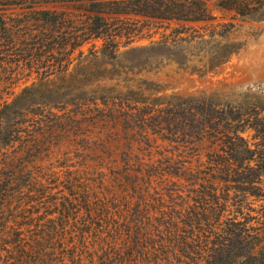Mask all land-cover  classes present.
Returning <instances> with one entry per match:
<instances>
[{
	"label": "trees",
	"instance_id": "1",
	"mask_svg": "<svg viewBox=\"0 0 264 264\" xmlns=\"http://www.w3.org/2000/svg\"><path fill=\"white\" fill-rule=\"evenodd\" d=\"M207 1L0 0V30L8 24L1 10L7 5L24 6L25 25L34 27L36 35L26 49H21L27 52L25 58L15 61L35 69L37 78L40 73L59 71L63 76L58 79L64 82L75 79L69 71L75 51L77 65L85 67L87 73L91 69L90 61L82 60L85 41H103L99 50L89 53L93 59L102 56L114 60L119 50L116 40L131 37L141 20L205 21L209 19ZM215 1L219 8L241 16L254 15L264 7V0ZM7 51L0 44V53ZM7 63L5 58L0 59V65ZM109 66L107 62L96 65L104 70ZM94 80L85 86L104 81L110 84L102 93L53 106L61 112L59 115L50 110L42 116L26 107L12 112L15 119L5 133L1 132L0 115V264H84V254L78 247L86 248L89 237L105 249H100L104 251L100 257L95 253L98 263L90 257L88 264H164L165 259L160 257L173 243L180 261L174 258L175 263L168 260L166 264H188L181 259L191 264H262L260 254L252 252L218 258L212 220L202 223L195 209L174 217L170 211L175 210L174 205L164 202V197L173 200L174 193H159L152 180L169 169H162V159L154 161L149 155L144 162L139 158L137 152L144 149H136L135 143L155 142L157 137L183 144L198 140L197 127L186 124L184 115L175 112L188 102L177 104L173 96L165 95L137 96L129 89L123 93L117 89L119 82L107 76ZM6 102L3 108L7 109L10 104ZM66 143L81 148L77 156L89 155L97 160L99 168L109 170V176L99 172L94 177V173L73 165V170L66 169L65 180L53 178L56 174L43 165L44 159L51 147ZM190 176L195 186L196 178ZM190 192L196 194L197 189L192 187ZM196 198L191 200L198 203ZM49 201H63L61 206L84 204L89 209L87 220H80L78 215L70 217L76 212L72 207L68 216L42 221L35 207ZM92 206H98V210L90 211Z\"/></svg>",
	"mask_w": 264,
	"mask_h": 264
},
{
	"label": "rangeland",
	"instance_id": "2",
	"mask_svg": "<svg viewBox=\"0 0 264 264\" xmlns=\"http://www.w3.org/2000/svg\"><path fill=\"white\" fill-rule=\"evenodd\" d=\"M22 7L7 5L1 10L8 24L5 30H0V44L9 49L0 53V59L8 62L0 65L1 132L5 133L7 125L14 121L12 112L27 107L37 110L38 115H46L50 110L59 115L61 112L53 106L69 105L73 99L78 101L90 93H102L110 84L107 81L85 84L105 76L118 81L117 89L123 93L129 89L137 96L165 95L173 96L177 104L188 102L175 112L184 115L186 124L191 122L197 127L198 140L183 144L157 137L155 142L135 143L136 149H144L137 152L139 158L144 162L149 155L154 161L162 159V169H169L152 180L159 193L167 190L174 193L171 201L164 197L166 205H174L175 210L170 209L174 217H178V212L184 214L195 209L202 223L212 220L216 233L212 241L218 258L224 260L252 252L259 253L258 258L264 264V7L254 15L241 16L209 0L206 2L209 19L205 21L141 20L131 37L116 40L119 50L114 60L102 56L93 59L89 53L99 50L103 41L87 40L81 47L82 60L90 61L91 69L87 73L85 67L77 65L75 51L69 65L75 79L64 82L58 79L63 76L59 71L40 73L37 78L35 69L15 61L25 58L27 52L21 49H26L36 35L34 27L25 25L22 13L26 9ZM104 62L110 63L106 70L96 67ZM3 101L10 107L3 108ZM174 137L170 134L171 140ZM149 145L152 147L148 148ZM81 152V148L77 150L67 143L51 147L43 165L59 181L66 179L65 171L73 170V165L94 173V177L99 172L109 174L91 156H77ZM60 163L61 168L57 167ZM191 174L196 178L195 186L190 183ZM192 187L197 189L196 194L190 192ZM192 197L199 202L192 201ZM49 203L35 207L42 221L68 216L72 207L76 212L70 217L78 215L80 220H87L89 209L84 204ZM96 210L98 206L90 208L92 212ZM120 241L117 238V243ZM174 245L160 257L165 259L164 264L180 258L178 252L174 254ZM102 246L89 237L86 248L78 247L85 257L83 263L88 264L90 257L98 263L95 253L102 256L104 251L100 249H105ZM182 260L191 264L188 259Z\"/></svg>",
	"mask_w": 264,
	"mask_h": 264
}]
</instances>
